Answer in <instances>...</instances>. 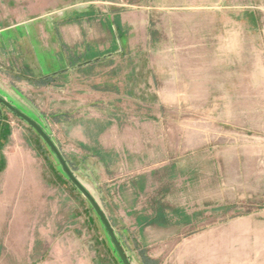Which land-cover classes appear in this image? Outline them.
Masks as SVG:
<instances>
[{
    "label": "rangeland",
    "instance_id": "rangeland-1",
    "mask_svg": "<svg viewBox=\"0 0 264 264\" xmlns=\"http://www.w3.org/2000/svg\"><path fill=\"white\" fill-rule=\"evenodd\" d=\"M0 94L51 136L131 264H258L264 0H0ZM1 110L0 264H120Z\"/></svg>",
    "mask_w": 264,
    "mask_h": 264
},
{
    "label": "water",
    "instance_id": "water-1",
    "mask_svg": "<svg viewBox=\"0 0 264 264\" xmlns=\"http://www.w3.org/2000/svg\"><path fill=\"white\" fill-rule=\"evenodd\" d=\"M2 108H5L8 112L26 123L37 134L41 141H43V143L46 145V147L54 157L60 171L66 177L67 181L73 186L76 191H78L84 197L92 211L95 213L120 264H131L106 214L94 199V197L91 195V193L88 191V189L85 188V186L76 178V176L68 166V163L64 159L62 153L60 152L59 148L52 140L51 136L48 135V133L40 126V123L38 124L34 119L19 110L16 106H14L0 94V116L2 114Z\"/></svg>",
    "mask_w": 264,
    "mask_h": 264
},
{
    "label": "crops",
    "instance_id": "crops-1",
    "mask_svg": "<svg viewBox=\"0 0 264 264\" xmlns=\"http://www.w3.org/2000/svg\"><path fill=\"white\" fill-rule=\"evenodd\" d=\"M262 241L253 243L252 244V250L253 252V257L258 261L257 263L260 264L259 260H264V235L261 238ZM204 249V248H203ZM214 249H216V246H214ZM235 253V252H234ZM252 257V259H253Z\"/></svg>",
    "mask_w": 264,
    "mask_h": 264
},
{
    "label": "trees",
    "instance_id": "trees-1",
    "mask_svg": "<svg viewBox=\"0 0 264 264\" xmlns=\"http://www.w3.org/2000/svg\"><path fill=\"white\" fill-rule=\"evenodd\" d=\"M120 263V262H119Z\"/></svg>",
    "mask_w": 264,
    "mask_h": 264
}]
</instances>
